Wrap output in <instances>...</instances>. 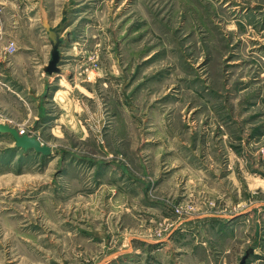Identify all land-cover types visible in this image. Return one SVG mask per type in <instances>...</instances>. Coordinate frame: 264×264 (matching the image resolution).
<instances>
[{
	"label": "rangeland",
	"instance_id": "rangeland-1",
	"mask_svg": "<svg viewBox=\"0 0 264 264\" xmlns=\"http://www.w3.org/2000/svg\"><path fill=\"white\" fill-rule=\"evenodd\" d=\"M0 124V264H264V0H0Z\"/></svg>",
	"mask_w": 264,
	"mask_h": 264
},
{
	"label": "water",
	"instance_id": "water-1",
	"mask_svg": "<svg viewBox=\"0 0 264 264\" xmlns=\"http://www.w3.org/2000/svg\"><path fill=\"white\" fill-rule=\"evenodd\" d=\"M43 25L47 31V36L51 45L52 62L50 63V67H53L57 61V47L59 45L57 31L60 29V27L51 30L44 20ZM0 134L9 135L13 139L16 149H21L23 151H34L35 153L43 156H48L51 153V149L48 146L42 145L35 137L26 134L22 135L16 129L7 125L0 124Z\"/></svg>",
	"mask_w": 264,
	"mask_h": 264
},
{
	"label": "crops",
	"instance_id": "crops-1",
	"mask_svg": "<svg viewBox=\"0 0 264 264\" xmlns=\"http://www.w3.org/2000/svg\"><path fill=\"white\" fill-rule=\"evenodd\" d=\"M28 108V107H27ZM28 110H29V108H28Z\"/></svg>",
	"mask_w": 264,
	"mask_h": 264
}]
</instances>
